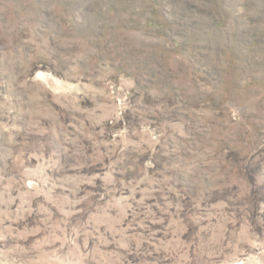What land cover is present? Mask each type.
<instances>
[{
  "label": "rangeland",
  "instance_id": "1",
  "mask_svg": "<svg viewBox=\"0 0 264 264\" xmlns=\"http://www.w3.org/2000/svg\"><path fill=\"white\" fill-rule=\"evenodd\" d=\"M0 264H264V0H0Z\"/></svg>",
  "mask_w": 264,
  "mask_h": 264
},
{
  "label": "bare ground",
  "instance_id": "2",
  "mask_svg": "<svg viewBox=\"0 0 264 264\" xmlns=\"http://www.w3.org/2000/svg\"><path fill=\"white\" fill-rule=\"evenodd\" d=\"M47 78V77H46Z\"/></svg>",
  "mask_w": 264,
  "mask_h": 264
}]
</instances>
